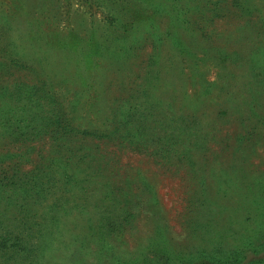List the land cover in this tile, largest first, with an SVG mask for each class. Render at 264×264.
Returning <instances> with one entry per match:
<instances>
[{"label": "rangeland", "instance_id": "374dc122", "mask_svg": "<svg viewBox=\"0 0 264 264\" xmlns=\"http://www.w3.org/2000/svg\"><path fill=\"white\" fill-rule=\"evenodd\" d=\"M27 83L73 101L68 117L95 146L68 172L87 183L62 189L59 224L0 264H198L221 236L225 254L249 241L244 188L264 177V0H0V175L34 171L49 150L6 148V124L47 111L44 95L19 99ZM134 106L150 115L132 119ZM146 119L165 140L133 127ZM191 197L200 214L186 212Z\"/></svg>", "mask_w": 264, "mask_h": 264}, {"label": "trees", "instance_id": "16d2710c", "mask_svg": "<svg viewBox=\"0 0 264 264\" xmlns=\"http://www.w3.org/2000/svg\"><path fill=\"white\" fill-rule=\"evenodd\" d=\"M37 86L34 83L22 84L21 88H18L20 90L19 99L21 100L23 95L26 94L30 102H36L41 100L39 97L44 95L45 102L47 103V111L44 113L45 116H40L41 120L38 122L34 121V119L30 123L24 120L22 125H17V123L10 121V123L6 124L7 126H4V135L9 136L7 139L10 143L6 145V148L25 147L28 150H36V144L46 142L49 145V150L45 151L46 154H42V151L39 152V161L34 171L24 173L25 171L22 172L23 164H15L17 168L12 169L10 164L8 169L0 175V257L3 259V262L16 261L20 256H23L22 259H26L24 258V250H22L23 252L18 251L19 241L26 247V239L32 238L30 233L35 231V229L36 231L42 230L49 232L54 230L53 228L59 224V215L66 212L62 206L64 203L65 205L68 203L63 200L62 189H67L69 185H72L71 188L73 189L85 181L75 180V174L78 170L74 174L68 172L75 170L76 166H80L79 164L83 163L84 158L89 155L95 146L94 136L91 130L87 131V129L82 131L81 128L75 125L74 120L68 117L67 107L69 106L72 109L70 105H73V101L70 104L60 103L49 91H46V93L45 91L41 92ZM5 89L2 92L4 98L11 94L9 88ZM78 94L79 92H76L73 100H75ZM5 99L6 102L12 101L11 99ZM24 106L25 108L28 107L27 104H24ZM4 107L13 111L18 106L4 104ZM146 108L151 112L154 107L148 106ZM73 110H76L74 105ZM146 111L145 109L141 112L140 108L134 106V110L130 114L132 119L140 118L139 115L146 114ZM121 113L124 114V112ZM148 115L150 114L147 113L144 118ZM183 116L184 114L180 116V122H183ZM135 125L141 132L143 130L151 131L153 133L151 137L159 142L166 138L155 135L158 132L156 130V122L154 121L146 119L139 122V124L133 123V127ZM123 126L124 123L116 122L118 129ZM179 128H184L182 130L185 131L190 129L185 125L184 127L179 126ZM102 138L106 139L109 137L105 136ZM117 139L121 141L123 137L119 136ZM74 181L76 182L72 184ZM257 181L251 187L244 188V191L246 189L244 197L249 198L248 195L251 194L250 202L253 205L251 214L247 212L249 214L248 217L251 215L250 218L253 220V229L251 235L247 238L249 241H245L243 246L225 254L223 251L225 246H228L226 243L229 242V236H221V239H218L215 244H211L208 247L212 249L211 251L205 249L202 251L201 260L198 264H243L242 262H247V264H264V177ZM86 183L85 181L84 184ZM258 185L259 187H256ZM81 189L84 191L85 186H82ZM110 189V192H113L115 188L111 185ZM65 192L67 191L65 190ZM74 196V201L80 199L78 195L74 194ZM201 201L197 197L187 199L186 212L191 215L195 212L200 214L201 210L205 207V204H201ZM77 204L82 209H86L89 206V203L81 200ZM187 215L185 214V216ZM50 216L53 219L51 222L42 221ZM191 222H193L191 227L194 230H206L213 225L211 219L198 222L191 218ZM104 226L101 223L98 228L102 229ZM17 233H25V236L19 238ZM240 241H244V238H241ZM43 244L44 240L40 243V246H43ZM154 263L156 262H143V264Z\"/></svg>", "mask_w": 264, "mask_h": 264}]
</instances>
